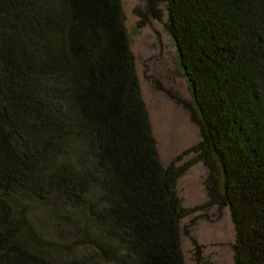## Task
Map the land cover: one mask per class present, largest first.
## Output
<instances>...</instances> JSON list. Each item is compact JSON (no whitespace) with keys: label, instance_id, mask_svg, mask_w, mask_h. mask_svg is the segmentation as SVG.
<instances>
[{"label":"trees","instance_id":"16d2710c","mask_svg":"<svg viewBox=\"0 0 264 264\" xmlns=\"http://www.w3.org/2000/svg\"><path fill=\"white\" fill-rule=\"evenodd\" d=\"M146 1L141 25L165 6L200 127L179 166L161 161L122 0H0V264H186L183 220L211 206L230 210L234 264H264V0ZM199 162L209 201L185 208Z\"/></svg>","mask_w":264,"mask_h":264},{"label":"rangeland","instance_id":"374dc122","mask_svg":"<svg viewBox=\"0 0 264 264\" xmlns=\"http://www.w3.org/2000/svg\"><path fill=\"white\" fill-rule=\"evenodd\" d=\"M122 5L161 161L168 167L180 156L182 160L178 166L194 160L197 155L186 152L199 144L201 132L188 109V105L194 108L193 92L174 39L167 29L165 6L160 7L163 10L160 20L149 17L141 25L137 10L146 12L147 1L122 0ZM209 175L206 164L199 162L179 180L178 195L185 208H200L209 201L205 186ZM30 215L38 229L55 241L56 231L49 216L41 211ZM182 227L186 264H234L236 229L227 207L199 209L183 220Z\"/></svg>","mask_w":264,"mask_h":264}]
</instances>
